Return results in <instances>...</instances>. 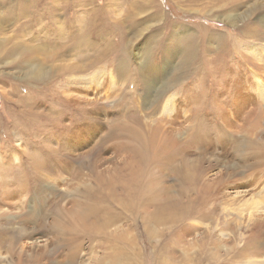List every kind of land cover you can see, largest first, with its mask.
<instances>
[{
    "label": "rangeland",
    "instance_id": "374dc122",
    "mask_svg": "<svg viewBox=\"0 0 264 264\" xmlns=\"http://www.w3.org/2000/svg\"><path fill=\"white\" fill-rule=\"evenodd\" d=\"M23 1L0 0V13L5 26L0 30V50L3 52L2 56H6L16 38L18 42L23 41L22 43L26 45L36 42L43 44L46 41V47H42L40 51L43 55L40 58L46 59L42 64L46 65L48 76L40 81L28 80L25 76L27 64L19 63L17 66V58L14 64H6V59L3 60L0 56V173L2 172L0 177L5 178L4 173L11 176L6 179L8 187L0 183V201L4 199L3 204L0 203V214H4V217L0 218V225L3 228L14 227L19 235L20 231H24L23 236L20 235L17 241L18 250L26 248L24 249L26 255H38L39 248L35 246L48 244L45 250H54L51 252L52 256L49 255L50 260L45 255L41 256L42 264H60L71 257L67 256L64 247L59 248L55 244L56 234L51 229V224L54 207L60 205L65 213L64 219L69 220L72 217L69 212L83 197L82 184L92 185L94 182L88 177L89 158H84L88 163L81 173H77L82 165L80 156L95 149L93 167L96 174L106 168H124L129 163L124 161L127 153L119 151L117 147L121 144L135 143L133 134L137 127L134 118H145L143 113L150 112L146 110L148 106L141 102L142 96L146 94L145 91L147 92V84L139 77L138 65L134 59L136 53L149 54L153 69L155 68V72H151L153 76L155 73L152 82L158 87L166 86V94L159 98L161 105L166 103V97L173 95L172 106L177 122L170 128L163 127L158 133L172 134L176 130L180 132L177 137L181 150L177 149L178 153L172 167L169 168L167 162L159 158L152 168L172 174L173 166L177 163L182 165V160L186 159L193 167L190 169L191 172L199 174L201 180L196 187L198 193L192 192L189 195L192 200L201 191H204L202 194L204 196L225 195L230 200L236 198L237 191L244 190L246 196L251 197L257 196L263 189L264 186L257 182L264 176V158L261 155L264 154V149L259 150V160L249 154L250 147L264 148V99L258 97L253 78L256 75L264 83V71L258 69L264 66V62L261 64L262 62L252 57L251 47H255L257 43L249 41L254 39H247L245 35L236 32L242 21L236 22L233 27L226 25L221 21L222 18H217L220 16L205 0H56L59 10L52 9L50 0H29L24 1L26 7L19 6L21 4L19 2ZM22 9L26 15L16 21L15 18ZM236 13L240 14L237 11ZM93 19H96L95 26H91L90 23H93ZM10 21L14 23L11 24ZM25 23L26 30L21 33L26 35L20 40L17 25L24 24V27ZM69 25L72 27H68ZM84 27L90 28L89 32H86ZM81 30L83 35L87 36L88 42L90 41L88 44L92 45L91 48L75 49V53L67 49L60 53L59 58L47 60L55 51L54 48L59 47L58 40L57 46L52 47L58 33L67 36L72 32L71 34L77 35ZM10 35L16 38L10 39L7 44L5 37ZM234 37L245 41L244 46L240 44L233 46ZM51 38L53 41L47 40ZM107 42L110 51H107L109 53L105 58L98 61L101 63L100 66L104 65L102 67L106 69L102 72L113 69L114 72L117 71L119 67L117 63L123 61L124 68L128 67L124 71L127 76L125 80L118 79L114 86L108 84L100 91L91 87L88 92L83 88L82 90L71 86L64 92L60 91L57 89L59 83L56 79L52 84L53 76L60 79L65 76L64 73L60 76L58 68L90 62L96 53L98 55L101 52L102 55L104 51L106 52L101 50L105 48ZM27 59L24 58L23 61L27 63ZM87 72L89 76L91 73ZM92 76L94 77V74ZM48 82L51 85L47 84ZM123 88L126 95L120 92ZM139 95H142L140 99ZM106 96H109V99H106ZM90 99L98 100L96 108L83 110L85 102ZM26 105L27 109H32L35 114L25 119L21 112ZM11 110L16 112L13 117L10 114ZM36 112L39 113L38 116ZM173 114L174 112L171 117ZM156 116L159 115L155 114ZM16 119L18 122L14 124ZM112 132L115 133V137H111ZM149 133L147 135L142 130L144 138L150 136L151 132ZM188 142L197 144L193 145L194 147H185L184 143ZM33 157L47 162L45 165L54 173L51 180L41 176L40 172L37 174L38 179L36 177L37 184L31 183L28 169ZM14 170L20 174L17 180L12 179ZM23 172L26 173V177L21 174ZM20 183L23 184V189L28 184L27 189L30 190L24 201L20 197H8L13 188ZM203 183L209 187L207 189L202 187ZM181 185L182 182L174 175H169L162 184L170 191V196L180 193ZM34 189L42 192V195H36L35 198ZM20 201L26 206L12 207ZM212 203H214L212 200L208 202L209 205ZM79 205L78 203L77 206ZM218 207H224V203ZM39 208L43 209L41 214L43 219L46 216L44 221L42 216V220L37 218L35 220ZM22 217L32 219L30 224L33 225L24 224L26 219L23 220ZM16 219L18 220L15 221ZM42 222L45 223V227L41 229ZM242 222L246 224L245 221ZM213 227L209 222H202L199 230L194 231L195 234L183 235L181 245L190 244L186 252V258H190L189 263L200 256L199 247L207 241L203 238L204 231ZM217 232L216 238L223 239L224 245L227 246V250L225 248L219 251L217 262L228 264L226 261L230 260L231 255L227 252L233 244V235L229 231L222 234H219L218 230ZM37 236L39 238L36 240ZM94 244L87 239L81 240L74 263L67 264H92L90 257L98 256L101 252ZM41 249L43 248L40 247V252L44 250ZM4 250H0V255H5ZM145 255L144 264H156L154 259L147 256L146 251ZM173 256L180 254L176 253Z\"/></svg>",
    "mask_w": 264,
    "mask_h": 264
},
{
    "label": "bare ground",
    "instance_id": "6f19581e",
    "mask_svg": "<svg viewBox=\"0 0 264 264\" xmlns=\"http://www.w3.org/2000/svg\"><path fill=\"white\" fill-rule=\"evenodd\" d=\"M205 1L213 8L212 10H215L216 13H218L217 15L220 17L217 18H222L223 20L221 21L225 22L226 25L233 27L236 25V22L242 21L241 26L236 29V32L245 35V38L247 39H254V41H249V43L260 44H256L255 47L252 45L251 54L256 61L260 63L262 62L261 64H263L264 0ZM23 2H19V4L21 3L19 6L22 5L26 7V3ZM56 2V0L49 1L53 10H59L60 8ZM236 11L240 14L236 13ZM1 15L2 14L0 13V30H3L5 26H3L4 23ZM25 15V10L22 9L15 20L19 21ZM10 22L11 24L14 23V21ZM26 23L24 27V24L17 25L20 37L18 35L17 36L21 38L20 40H22V38L26 35L21 33L26 30ZM90 23L91 26H95L96 19H93V23ZM68 27H72V25H69ZM77 27L78 24L76 25V29ZM96 27H98V23ZM84 30L89 32L90 28L87 29L84 27ZM71 33L67 36L58 33L56 35V39L55 37L53 38L55 39V44L51 46L56 47L58 45L59 47L54 48L55 51L50 55V57H47V60H55L59 58L61 55L60 53L65 52L67 49H70L73 53H75V49L80 50L82 48H91L92 45L90 46L88 44L90 41L88 42L87 36L85 37L83 35L82 30L81 33L79 34L78 32L77 35H73ZM15 38V36L10 35L5 37V41L9 44V40ZM36 38L38 39V37ZM68 38H71V40L68 41ZM53 39L51 38V40H47L53 41ZM56 40L59 42L57 45ZM233 40V46L238 44L244 46L245 44V41L242 39H236V37H234ZM22 42L23 41L18 42L16 38V41H14V44L11 46L12 48L9 49L10 51L8 54H5L6 56H2L3 52L0 50V56L3 60L6 59V64H14L15 58H17V66L19 63L27 64V70L25 72L26 79L34 81L43 80L48 75L46 65L42 64L45 63L44 61L46 59H41V56L43 55L40 54V51L42 47H46V41H44L43 44L36 42L29 45ZM108 49L109 46L107 42V44H105V48L101 50L102 52L106 50V52L104 51L102 55L101 52L100 54L98 53V55L96 53L90 62L87 63L85 61V64L76 63V65H70L69 67L61 66V68H58V72L60 76L63 73L65 76L63 79L53 76L52 84L58 80L59 84L57 89L63 92L66 91V88L69 86L74 88L76 87L77 89L83 88L88 92L91 87L96 91H100L108 84L114 86L115 81L118 79L120 81L121 79L125 80L127 76H125L124 71L128 67L124 68L123 65L125 62L123 61L117 63L119 64L117 71L115 70L114 72L113 69L108 72H102L106 69L105 67H102L104 65L100 66L101 63L98 61L105 58V56L109 53L107 51H110ZM15 54H17V56H15ZM148 55L149 54L146 53H136L134 54V59L138 65L137 69L139 77L147 84V92L145 91L146 94L143 96L141 95V102L142 104L148 106V109L146 110H150V112L143 113L145 118H134V123L137 127L133 134L135 143L133 145L121 144L117 147L119 151L127 153V158L124 161H129V163L124 168H106L104 171H98L96 174L93 167V152H95V149L93 148L92 150L87 151L84 155L80 156L82 165L77 173H81L83 168L86 167L88 162L85 161V157L89 158L90 161L88 166L90 169L88 170L87 168V171L89 172L88 177L94 180V186H92L93 183L92 185H90L91 183H87L89 186L85 183L82 184L83 197L80 201H78L80 205L77 206L78 203H76V205L73 206V209L69 212L72 215V217H70L71 220L70 218L69 220L64 219L65 213L60 205L54 207V218H52L53 222L51 224V229H53L56 234L54 242L59 248L64 247L67 250L68 257L71 256L63 262L66 264L67 262L74 263L76 251L79 248V242L83 239H87L94 242V246L99 247L101 250L100 255H93L90 257L92 264H144V257H146L145 251L147 256L154 259L156 264H218L217 256L219 255V251H222L225 248V250H227V246L224 245V240L216 238L218 230L220 232L219 234L229 231L233 235V244H231L228 249L229 252H227V254L231 255L229 257L230 260L226 261L228 264H264V187L257 193V196L247 197L244 190H241L235 192L237 194L235 199L228 200L225 195H221L220 197L204 196L202 195L204 191H201L195 199L192 200L189 195H191L192 192H196V194L198 193L196 187L201 180L199 174L195 171L191 172L190 169H193V167L186 159L182 160V165L177 163L173 166L172 174L162 173L159 172L157 168H152L156 165L159 158L161 160H165L168 167L171 168L172 162L176 159V155L178 153L177 149L179 148L181 150V147L179 146V139L177 137V135L180 134L179 130L172 132V134H166L164 132L158 133V131L163 127L170 128V126L175 124L177 120L175 118L176 113L172 106L173 95L166 97V103L163 105L160 103L159 98L164 95L165 90L167 89L165 85L158 87L152 82L155 76V68L153 69L154 66H152V62L150 61V57H148ZM22 56L23 58H21ZM24 58H28V61L30 59L31 62L27 61V63H25L23 61ZM258 69L264 71V66L261 68L259 67ZM87 71L91 73L89 76L86 74L88 73ZM152 71H154V76L151 73ZM92 74H94V77ZM169 75L171 76V74ZM253 78L255 79L258 97L264 99V83L261 82L256 75H254ZM127 80H129V78ZM60 82L62 83L60 84ZM47 84L51 85L50 82ZM123 90L124 88L121 89L120 92L126 95V90ZM141 96L139 95V99ZM106 99H109V96H106ZM97 104V99H90L85 102V106L82 108L85 111H89L90 109H95V105ZM130 104L133 105L131 101ZM23 107H25L23 112H21L20 108H18V110L23 114L25 119L27 117H32V114H35L32 109H27V105ZM240 109L237 110L240 111ZM187 111L189 110L187 109ZM173 112L174 114L171 117ZM10 114L13 117L16 114L15 110H11ZM36 114V116L39 115L38 112H36ZM150 114L152 116H149ZM155 114H158L159 116L155 117ZM188 117L186 116V118ZM17 122V119L14 120V124ZM142 130H144L147 135L151 132V135H145L146 138H144ZM161 134H163V136ZM124 135L127 136L125 132ZM111 137H115V133L112 132ZM188 143L190 144L189 146ZM188 143H184L185 147L190 148L197 144L193 142ZM262 149L264 148L256 146L250 147L251 153L249 155L259 160V150ZM261 155L264 158V154ZM46 163L41 161L39 158L33 157L28 169L31 174L30 181L32 184L37 181V174L40 172L41 176H44L46 179H52L51 175H54L53 170H51L48 165H45ZM51 164L53 163L51 162ZM12 174V179L17 180V178H20V174L16 173V171L12 172ZM21 174L25 177L27 176L25 172ZM3 175L5 178L1 176L0 178L2 180L0 183L2 186L8 187V184H6V181L8 180L6 179L11 176H6L5 173ZM169 175H174V177L178 178L179 182H182V185L179 188L180 193L176 196H170V191L162 186L164 180H166ZM257 183L264 186V176L260 177ZM27 185L26 188L23 189V184H18L13 188V191L10 195H8V197L14 196L22 198V201L26 200L28 197V191H30L27 189ZM202 187L207 189L209 185L203 183ZM33 191H35V194H33L34 197L36 195H42V192H38L39 190L37 189H34ZM240 193L241 195H239ZM211 200L214 201V203L209 205L208 202ZM22 201L13 204L12 207L17 208L18 206L22 208L26 206L23 205ZM3 202L4 199H1L0 203L3 204ZM223 203L224 207H221ZM42 211L43 209L40 210V208L39 211L36 212L37 214L34 211L36 214L35 220L36 218L41 219ZM2 217H4V214H0V218ZM43 218L44 217L42 216V219ZM24 219H26V222H23L24 224H30V221H32L30 218H23V220ZM45 219H43V221ZM17 220L18 219L15 221ZM242 221H245L246 224ZM202 222H209L214 227L211 230L204 231L203 238L207 241L203 242L199 247L200 256L193 259L192 263H189L190 258H186V252L188 248H190V244L181 245L183 242L182 237L183 235L190 233L195 234L194 231L197 232L199 230L198 228L202 225ZM219 224L220 227L218 228ZM40 225L42 226L41 229L45 227L44 222ZM23 232L24 231H20L21 236H23ZM36 233L33 232V234ZM245 233H247L246 236H244ZM33 234L31 235L33 236ZM20 235L15 232L14 227L10 229L3 228L0 225V250L5 249L3 251L5 255H0V260L3 259L0 264L6 262V264H42L40 261L42 255L47 256V259L50 260L49 255L52 254L51 252L54 249L45 250V248L48 247V244L46 243L35 246L39 249L40 247L44 249H41L43 250L41 252L38 249L37 251L40 253L38 255H26V253H24V251H26L24 249L26 248L18 250L17 241L19 240V237H21ZM39 235L40 234H38V236ZM38 236L35 238L36 240L39 238ZM176 253H179L180 256L174 257L173 254ZM43 258L46 259V257ZM52 260L54 259L52 258Z\"/></svg>",
    "mask_w": 264,
    "mask_h": 264
}]
</instances>
